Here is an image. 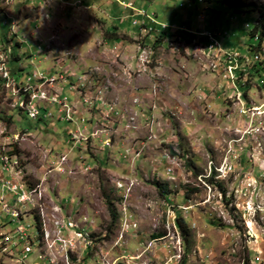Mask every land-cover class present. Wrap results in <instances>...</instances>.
<instances>
[{"label":"rangeland","instance_id":"rangeland-1","mask_svg":"<svg viewBox=\"0 0 264 264\" xmlns=\"http://www.w3.org/2000/svg\"><path fill=\"white\" fill-rule=\"evenodd\" d=\"M232 1L0 0L3 232L45 221L54 238L72 217L92 245L75 239L65 264H264V69L249 36L264 0ZM141 9L174 24L164 41L134 25ZM16 252L0 248V264Z\"/></svg>","mask_w":264,"mask_h":264},{"label":"built area","instance_id":"built-area-1","mask_svg":"<svg viewBox=\"0 0 264 264\" xmlns=\"http://www.w3.org/2000/svg\"><path fill=\"white\" fill-rule=\"evenodd\" d=\"M192 3L205 4L203 3V1L195 0L189 3H182L181 7H184L185 5L186 7L188 6L192 7ZM137 14L142 18H144V21L140 22L138 19H136L134 21V25L140 27L139 29L143 33H150V34L153 33L152 31H154V28L150 24H158L159 26H162V28L168 27V25L158 22L155 18L150 16L144 10H137ZM207 37L209 38L211 43L210 45L212 47H219L220 51H224L221 43L218 40H216L215 36L208 33ZM227 54H234V53H227ZM254 58L256 61H264V50L262 55L260 53L256 54ZM246 61L249 62V59H247ZM228 67L233 68L237 71L241 70V65L231 66L229 64ZM5 187H8V189L14 191L19 196V200L21 202L25 203L29 201L27 200V197L30 191H25L22 187H18L17 185H12V184L5 185ZM32 192L34 193L36 192V190H32ZM7 216L12 217V221L17 220L23 222V220L21 219L20 212L15 211L10 214L7 212ZM68 217H66L67 220L64 221L65 222L64 226L61 229H56L57 235L54 236V238H52V232L55 229L54 227H52V229H49L45 221L44 222L42 221L43 226L40 229L37 230V228L35 227L37 233L34 236H32V234H29L30 230L28 231L27 229H24L25 227L23 226L16 228L14 231L10 230L11 232L9 234L5 233L3 232V227L5 225L8 226L9 222L2 223V219H3L2 216L0 217V237H1L0 248L2 249L3 252L17 251L15 254H13L17 258L18 261L17 264H62V262L64 264L69 263L67 254L69 251H74L75 239H82V244L85 251L86 250L88 251L90 245H92V240L90 241V239L85 238L83 235H81V229L77 228V224L74 222L72 217L69 218ZM64 233H66L67 235L63 236ZM35 243L44 244V253L35 252ZM19 247H21V249H19ZM31 254L33 255L34 258L33 262L29 261V255ZM86 263L87 262H85V264Z\"/></svg>","mask_w":264,"mask_h":264},{"label":"trees","instance_id":"trees-1","mask_svg":"<svg viewBox=\"0 0 264 264\" xmlns=\"http://www.w3.org/2000/svg\"><path fill=\"white\" fill-rule=\"evenodd\" d=\"M193 1H195V0H193ZM225 2L227 4H229V5H232V6H239V4H237L236 2H233L232 0H225ZM135 9L136 8H131V10L134 13H135ZM263 14H264V12L261 13V19L255 24V26L249 32V36L252 39H256L258 41V44L256 46H251L252 49L254 50L253 52L255 54H259L260 53L261 55L263 54V50H264L262 48V44L264 42V15ZM150 25H152V27L154 28V31H152V32L153 33H157L159 35V36L156 37V42H158V41H160V42L164 41L165 38H167V36L170 35L169 34V31H172V29L174 27V24H170V25L168 24V27L167 28H162V26H159L158 24H150ZM180 28L181 27H179V29ZM114 30L117 31V28H115ZM175 33H177V35H178L179 31H177ZM192 34L195 36L194 37L195 38L194 41H196L197 39H200L201 42H202V41H204L206 39L204 37V35H196L193 32H192ZM106 35H110L111 36V35H116V34H114L113 32H111V34H110V32H106ZM200 37H202V38L204 37V38L201 39ZM108 39L119 40V38H113V37L108 38ZM189 39L191 40L193 38H189ZM200 40H197V41H200ZM259 65L263 66L264 65V61L259 62ZM256 68H258L257 65H256ZM245 85H247V84H245ZM156 184L158 185V187H159V189H160L161 192L166 193L168 195V193L164 190L165 189L164 186H162L159 183H156ZM220 190L222 191V188H220ZM166 199H168V198L166 197ZM109 209H110V212H111V215H112V219H113L112 220V225H113V227H115L116 226V223L118 221V215H117L115 209L111 205L109 206ZM37 222L40 225V218H38V217H37ZM175 224H176V227L178 228V230L181 233V236L183 238L184 244H186L187 246L190 247V245H191L190 240L192 238L191 237L192 236V233H191V229L188 227L186 221L182 218V216L177 215L176 216V219H175ZM109 232L111 234H113L114 233V229L109 228ZM166 236H167V234L162 235V236H158L156 238H164Z\"/></svg>","mask_w":264,"mask_h":264},{"label":"bare ground","instance_id":"bare-ground-1","mask_svg":"<svg viewBox=\"0 0 264 264\" xmlns=\"http://www.w3.org/2000/svg\"><path fill=\"white\" fill-rule=\"evenodd\" d=\"M198 1H203V3L210 2V0H198ZM58 226H59V225H58ZM59 227L62 228L63 225H60ZM83 230H84V229H83ZM85 231H86V230H85ZM81 235H84V236L87 235L88 237H86V238H90L89 235H88L87 233H85V232H84V233H81Z\"/></svg>","mask_w":264,"mask_h":264},{"label":"crops","instance_id":"crops-1","mask_svg":"<svg viewBox=\"0 0 264 264\" xmlns=\"http://www.w3.org/2000/svg\"><path fill=\"white\" fill-rule=\"evenodd\" d=\"M259 64V63H258ZM257 65V64H256ZM258 69H260V68H258ZM262 69H264V65H263V68ZM239 75L240 76H242L243 74H241V73H239ZM239 77V76H238ZM240 78V77H239ZM244 86H246V87H249L248 85H244ZM244 86L242 87V90L244 91ZM250 88V87H249ZM249 88L247 89V91H249ZM246 93L247 92H244V96H246Z\"/></svg>","mask_w":264,"mask_h":264}]
</instances>
